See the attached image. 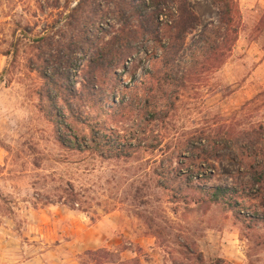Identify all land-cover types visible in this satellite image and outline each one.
<instances>
[{
  "label": "rangeland",
  "instance_id": "1",
  "mask_svg": "<svg viewBox=\"0 0 264 264\" xmlns=\"http://www.w3.org/2000/svg\"><path fill=\"white\" fill-rule=\"evenodd\" d=\"M80 1L0 0V264H264V0H237L222 61L177 82L188 58L166 74L151 48L101 71L97 105L69 89L112 38L107 3Z\"/></svg>",
  "mask_w": 264,
  "mask_h": 264
},
{
  "label": "trees",
  "instance_id": "2",
  "mask_svg": "<svg viewBox=\"0 0 264 264\" xmlns=\"http://www.w3.org/2000/svg\"><path fill=\"white\" fill-rule=\"evenodd\" d=\"M104 1L107 3L104 9H92V21L102 30L106 24L112 38L103 45H94L93 60L89 64L88 76L84 79L86 92L82 94L75 88L69 89L70 96L80 101L87 94L94 105L99 102L104 104L106 96L99 81L101 71L107 70L108 73L117 76L119 68L126 71L139 54H145L149 58L151 48L161 50L159 54L155 53L149 59L155 61L154 66L162 65L166 74L181 68L179 63L181 58H188V64L194 65V67L188 65L180 73L181 76L177 80L179 82L187 81L194 74L200 59L222 61L232 51L236 42L238 29L235 23L239 10L237 0H208L217 8L219 19L212 22L211 26L203 28L201 18L192 8L190 0ZM85 2L81 0L77 9L82 8ZM195 33L192 44H189V37ZM232 36L235 37L232 39L230 38ZM154 69L153 67L148 69L149 84L152 88L158 86L157 90L161 92L165 79L157 77ZM135 85L136 83L129 85L127 90L133 89ZM134 92L132 95L135 97ZM112 102L118 104L116 100ZM120 108L117 107V110L123 113L126 107ZM201 136L202 138L194 137L193 142L202 144L206 139L209 146L216 147L217 139L211 135ZM204 145L202 144V147ZM222 193L223 189H216L212 193L214 201L224 196Z\"/></svg>",
  "mask_w": 264,
  "mask_h": 264
}]
</instances>
